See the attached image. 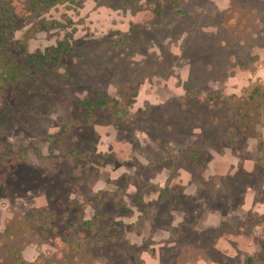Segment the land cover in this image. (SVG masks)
Instances as JSON below:
<instances>
[{
  "label": "rangeland",
  "instance_id": "obj_1",
  "mask_svg": "<svg viewBox=\"0 0 264 264\" xmlns=\"http://www.w3.org/2000/svg\"><path fill=\"white\" fill-rule=\"evenodd\" d=\"M30 6L71 49L0 94V264H264V0Z\"/></svg>",
  "mask_w": 264,
  "mask_h": 264
},
{
  "label": "trees",
  "instance_id": "obj_2",
  "mask_svg": "<svg viewBox=\"0 0 264 264\" xmlns=\"http://www.w3.org/2000/svg\"><path fill=\"white\" fill-rule=\"evenodd\" d=\"M64 1V0H61ZM32 6L28 11L36 10L39 6L48 3V7L56 5L60 0H30ZM13 0H4L0 2V94L4 95L9 87L19 84L23 78H26L32 71H39L47 63L57 64L58 58L64 51H69L68 43H60L55 49H48L47 53L36 56L28 51V45L23 41H15V16L13 15L15 8L12 7ZM27 9V8H26ZM105 99L98 102H86L89 109L101 108L106 104ZM21 159L25 160L26 155H22ZM90 224V222H86ZM254 258L250 257L249 261Z\"/></svg>",
  "mask_w": 264,
  "mask_h": 264
}]
</instances>
